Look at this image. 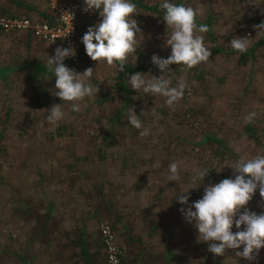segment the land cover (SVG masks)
<instances>
[{
    "label": "rangeland",
    "instance_id": "rangeland-1",
    "mask_svg": "<svg viewBox=\"0 0 264 264\" xmlns=\"http://www.w3.org/2000/svg\"><path fill=\"white\" fill-rule=\"evenodd\" d=\"M177 1L198 10V21L213 16L212 37L205 33V44L211 53L214 46L221 51L192 69L170 65L164 76L171 86L181 79L187 85L173 108L162 96L131 93L124 121L116 127L108 118L127 99L112 87L117 69L96 65L81 42L88 27L100 20L77 19L79 50L77 62L71 63L78 73L92 67L95 75L88 82L99 88L81 102L78 113L55 95L54 76L31 81L21 68L31 59L47 65L55 49L64 46L26 33L0 32V264H88L80 241L93 264H108L104 224L114 234L120 264H264V247L253 261L236 256L242 246L214 256L207 243L198 242L197 230L180 211L186 206L174 197L194 186L192 178L202 169L209 174L198 189L189 190V203L202 198L205 185L234 178L227 165L240 157L264 155V41L253 27L264 22V0L258 6L248 0H170ZM6 2L0 0V6ZM45 4L42 11L53 16L47 0ZM83 4L76 1L78 8ZM138 11L134 18L142 41L129 63L141 59L147 66L140 71L145 78L158 77L162 73L151 57L171 54L165 44L171 28L158 15ZM234 37L249 41L251 52L244 64L229 43ZM40 86L49 91L48 105L38 102ZM98 95L108 100L99 104ZM56 104L64 119L53 125L46 117ZM132 109L150 135L142 137V129L129 122ZM252 112L256 116L248 122ZM247 125L258 141L244 133ZM59 126L64 127L63 135H54ZM108 133L114 136L102 157L101 138ZM207 135L220 138L224 146L207 142ZM173 162H179L181 178L176 182L168 181ZM248 206L264 212L258 190Z\"/></svg>",
    "mask_w": 264,
    "mask_h": 264
},
{
    "label": "clouds",
    "instance_id": "clouds-1",
    "mask_svg": "<svg viewBox=\"0 0 264 264\" xmlns=\"http://www.w3.org/2000/svg\"><path fill=\"white\" fill-rule=\"evenodd\" d=\"M261 0H248V3L258 6ZM84 12H97L101 17L94 26H89L81 37L85 53L97 64L106 63L107 66L125 70L129 57L136 53L142 39L137 37L141 29L134 16L139 12L131 0H83ZM163 10V20L171 28L166 46H170L171 54L162 58L156 54L151 57V63L162 73L146 79L144 73L132 74L128 82L135 92L143 91L152 96H162L169 108H173L183 99L186 82L181 79L176 86L164 74L170 71V65H183L185 69H192L201 63H207L211 56V48L206 46L204 34L209 31L207 25H197L198 10L184 4H175L170 0H163L160 4ZM256 34L264 36V22L253 26ZM66 35L54 37L64 39ZM258 30V31H257ZM231 47L244 53L248 50L249 41L246 37H234L230 40ZM76 55L71 46H58L55 54L49 56L48 67L54 72L55 95L61 101L70 102L73 112H81L83 102L98 94V85L88 82L94 78L92 67L86 68L82 73L74 71L65 65L64 60ZM46 119L53 125L64 119V112L59 104L53 105ZM129 122L136 128L142 129V137L150 135V129L143 127L132 109ZM256 116L255 112L246 117L251 122ZM233 170L234 178H224L214 184L204 186L202 198L189 203L190 189H198L209 174L207 168L202 169L193 176L192 187L175 195L181 207L184 219L193 224L197 230L198 242L208 245V251L214 256H224L228 250L236 251L237 257L248 261L257 259L259 250L264 247V212L257 214L248 209L249 202L257 190L264 200V155L251 158L240 157L232 164L227 165ZM223 168V167H222ZM222 168L218 169L220 171ZM179 162H173L168 168V181L180 180ZM199 181V183H197ZM241 226H243L242 230ZM233 227L237 231H233Z\"/></svg>",
    "mask_w": 264,
    "mask_h": 264
},
{
    "label": "trees",
    "instance_id": "trees-1",
    "mask_svg": "<svg viewBox=\"0 0 264 264\" xmlns=\"http://www.w3.org/2000/svg\"><path fill=\"white\" fill-rule=\"evenodd\" d=\"M9 1H13L22 7L29 8V6L24 1H20V0H9ZM131 2L134 3L138 9L152 12V13L158 15L163 20V14L164 13H163V10H161L159 7L160 3L149 4L143 0H131ZM173 3L182 4L179 1L173 2ZM41 13L44 17L43 19L52 20V16H50L47 12H41ZM1 15L8 16V17L17 16L16 14H14L12 12H8L4 9H0V16ZM17 17H19V16H17ZM213 21H214V18L209 13V14H207V17L204 21L201 22V21L197 20L196 22H197V25H202V24L207 25L209 31L206 34H207V36L212 37L211 26H212ZM262 41H264V36H262V38H261V42ZM220 51L221 50L217 46H214L212 48V53H214V54H217ZM250 52H251L250 50H247L244 53L238 52V62L241 64H244L246 62V60L248 59ZM64 63L66 66H68L69 68H72L74 70L73 64L71 63L70 58H66L64 60ZM21 68H24L28 71V78L31 81H38L40 78L46 77V76H54V72L47 65H45L41 62H37L33 59L26 60L25 62H23ZM146 68H147V66L145 67L143 61H141V59H140L136 64H131L128 62V64L125 66V70L123 72H119L118 75L116 73L115 81H114L112 87L117 92L126 95L127 99L124 101V103L120 107L114 108V114L108 118V123L110 126H112V127H116L117 125L120 126L122 121H124V113L126 111L128 103H129V100H128L129 96L131 95V93L134 92V90L130 87V85L128 83V77L130 75L136 73V72H140L142 70H145ZM48 94H49L48 89L47 88H41V86H40V88L37 89V91H36V97L38 99V102H39V100H44V103H45L44 105H48L49 104V100L47 99ZM107 100H108V97L106 95L104 97H101L100 95H98L96 97V101L99 104H102ZM63 131H64V127L59 126V127H57L56 131L53 132V134L60 136V135H63V133H64ZM244 133L248 134L249 136L253 137L254 139H256L258 141L256 131L254 130V128L252 126L247 125L246 128L244 129ZM113 136L114 135L111 133L102 135L101 141L104 143V145L102 146L103 148L101 149V152H100L102 157H104V155H105L104 154L105 150H103L104 147L106 145L111 144V141L113 140ZM0 140H1V135H0ZM204 140H206L207 142H212V143L216 144L218 147L224 146L223 140H221L220 138L215 137V136L207 135V136H205ZM262 146L264 147L263 143H262ZM0 151H2V150L0 149ZM79 245H80L81 254H82L83 258L85 259V261L88 264H93L92 258L89 254V251L85 247L84 242L80 241Z\"/></svg>",
    "mask_w": 264,
    "mask_h": 264
},
{
    "label": "built area",
    "instance_id": "built-area-1",
    "mask_svg": "<svg viewBox=\"0 0 264 264\" xmlns=\"http://www.w3.org/2000/svg\"><path fill=\"white\" fill-rule=\"evenodd\" d=\"M76 1L78 0H47L50 9L54 13L52 20L17 16L8 17L1 15L0 32L26 33L35 39L50 43L54 37L66 35L72 27V30L64 39L56 38L52 43H61L64 47H73L76 55L71 57L70 60L72 63H76L79 50L77 29L78 17L87 20L101 19L97 12L86 13L82 11L84 4L81 8H78ZM247 207L250 211H255L257 214L261 213L250 206ZM242 228L243 226H241L240 230H242ZM101 235L107 251L108 264H120V251L115 245L114 234L108 225H102Z\"/></svg>",
    "mask_w": 264,
    "mask_h": 264
},
{
    "label": "crops",
    "instance_id": "crops-1",
    "mask_svg": "<svg viewBox=\"0 0 264 264\" xmlns=\"http://www.w3.org/2000/svg\"><path fill=\"white\" fill-rule=\"evenodd\" d=\"M20 1H24L29 6V8L22 7L13 1L7 0V2L3 6H0V9H4L14 14L20 13L26 15L29 13V17L31 18H37V17L39 19L44 18L41 12H44L42 11V9L46 5L45 4L46 0H20Z\"/></svg>",
    "mask_w": 264,
    "mask_h": 264
}]
</instances>
